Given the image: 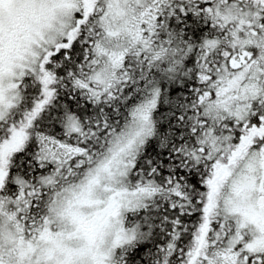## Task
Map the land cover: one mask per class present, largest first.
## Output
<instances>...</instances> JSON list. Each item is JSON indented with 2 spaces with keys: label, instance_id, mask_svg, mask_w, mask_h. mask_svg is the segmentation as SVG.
<instances>
[{
  "label": "snow or ice",
  "instance_id": "obj_1",
  "mask_svg": "<svg viewBox=\"0 0 264 264\" xmlns=\"http://www.w3.org/2000/svg\"><path fill=\"white\" fill-rule=\"evenodd\" d=\"M0 264H264V0H0Z\"/></svg>",
  "mask_w": 264,
  "mask_h": 264
}]
</instances>
